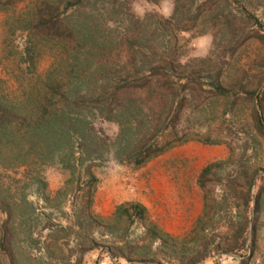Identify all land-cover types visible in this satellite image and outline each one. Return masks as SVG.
Here are the masks:
<instances>
[{"label": "rangeland", "instance_id": "obj_1", "mask_svg": "<svg viewBox=\"0 0 264 264\" xmlns=\"http://www.w3.org/2000/svg\"><path fill=\"white\" fill-rule=\"evenodd\" d=\"M171 7L0 0V264H264V131L252 118L256 110L264 122V33L255 22L264 26V0H195L187 28L148 34ZM134 18L148 37L140 32L133 48L173 46L181 63L206 57L227 92L213 93L201 71L177 134L158 137L170 146L140 165L117 160V123L88 109L106 149L87 153L71 126L57 141L30 135L39 115L72 116L74 94L117 78ZM61 21L71 30L57 36ZM256 87L259 102L247 94Z\"/></svg>", "mask_w": 264, "mask_h": 264}, {"label": "trees", "instance_id": "obj_2", "mask_svg": "<svg viewBox=\"0 0 264 264\" xmlns=\"http://www.w3.org/2000/svg\"><path fill=\"white\" fill-rule=\"evenodd\" d=\"M13 1L16 0H2L4 4ZM194 1L172 0L170 14L163 18L162 24H157L155 30L148 34L158 35L159 31L187 28L186 22L196 19V15L189 14ZM198 9L199 6L196 10ZM152 16L153 14L145 13L143 18ZM255 22L264 33V26L256 20ZM144 23L142 19L134 18L130 27H127V30L131 28L130 34L127 31L125 33L129 50L128 64L120 67L117 78H108L97 87L89 86L85 95L74 94L69 101L71 105L79 108V111L72 116L39 115L30 124V135L57 141L58 136L66 134V128L71 126L83 140L82 144L87 153L98 152L101 148L106 149L109 146V143L105 142L106 138L94 134L81 108L88 109L101 119L117 123V132L110 141L114 146L117 160L140 165L170 146L169 139L160 142L158 137L164 134L167 128L173 134H177L175 125L179 122L184 106L192 105L198 96L195 80L201 71H205L210 79V90L213 93L222 95L227 92L218 81V73L212 72L216 66L209 64L206 57L191 58L181 63L173 46L163 47L161 50L149 46V52L139 47L133 48L132 40L140 32L146 34L141 37V41L148 37L146 30H143ZM225 23L229 25L231 31V19H225ZM53 27L57 36L63 35L67 29L71 30L62 21ZM257 90L256 87L247 94L259 102ZM252 118L256 129L263 133L264 122L256 110L253 111ZM208 167L207 165L202 169L201 175ZM86 172L89 182H93L94 177L89 170Z\"/></svg>", "mask_w": 264, "mask_h": 264}]
</instances>
